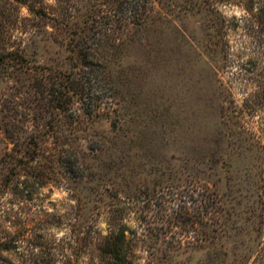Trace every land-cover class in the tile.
<instances>
[{"label":"rangeland","instance_id":"rangeland-1","mask_svg":"<svg viewBox=\"0 0 264 264\" xmlns=\"http://www.w3.org/2000/svg\"><path fill=\"white\" fill-rule=\"evenodd\" d=\"M68 72L90 80L72 110L37 82ZM121 228L132 264H264V0H0V264H108Z\"/></svg>","mask_w":264,"mask_h":264},{"label":"trees","instance_id":"trees-1","mask_svg":"<svg viewBox=\"0 0 264 264\" xmlns=\"http://www.w3.org/2000/svg\"><path fill=\"white\" fill-rule=\"evenodd\" d=\"M139 7L137 6V3L135 6H133L131 10V15L136 16L138 12ZM136 25H140L141 22L135 23ZM74 47H79L77 50V60L75 63L79 64L82 68L84 67V74L85 73H90L85 70H92V64L89 60V52L87 49L83 46H80L79 41H77L74 44ZM4 55H2V59ZM50 72V71H49ZM48 72V73H49ZM83 74V75H84ZM81 76V77H76L73 72H68L67 74H63V82L62 79L58 80L60 76H58L56 73L54 74H42L39 78H37L38 85L40 86H49L48 92L52 94V100L54 102H61L64 104L65 108L72 110V104L74 101V96H78V99H81L82 96L88 93V84H89V79L88 75L86 76ZM80 96H79V95ZM98 105L93 103L92 101L82 102L81 110L85 113L88 114V116L91 114L98 115ZM108 120H110L111 124L113 127L116 126V119L115 118H110L109 116H105ZM98 141L102 142L104 144L105 140L100 138ZM73 149L70 150L69 154L71 157V161L68 159L67 163H69V170L68 172L70 175L73 177H79L81 180H88L89 176L91 177L90 174L84 173V171L80 170V162L85 160L86 158L81 155V152L75 148L72 147ZM89 149H94L93 147H89ZM98 149V148H95ZM220 155L218 150L215 148L214 150H209L206 153H204L203 159L199 160L198 163L202 164L204 170L206 171H212L215 169L217 166L216 161L217 156ZM184 171H188L187 166H182ZM205 175V174H204ZM203 175V176H204ZM205 181L204 187L203 185L199 186L200 189L202 190L201 192L199 191L198 194H208L207 196H210V202H206L205 204L202 205V209L199 212L197 218V222L204 227L207 230L210 231H216L218 228L219 230H222L223 227L227 225L229 222V218L232 216L231 211H229L228 205V200L224 199L222 196L225 193L219 192V190H216V184L210 182L208 178H203ZM128 180H124L122 183H125L126 186L128 187L127 184ZM209 183L212 184V189L209 186ZM125 186V187H126ZM214 186V187H213ZM122 187V186H121ZM126 187V188H127ZM225 190H230L231 186L230 184H225L224 185ZM122 189V188H121ZM118 190L117 195L118 196H123V198L126 199V194L125 190ZM124 189V187H123ZM193 192V191H192ZM134 194V193H133ZM193 194V193H190ZM217 195L218 197L215 198L212 195ZM227 198V197H226ZM228 199V198H227ZM203 211V212H202ZM208 215L210 218L209 221L204 220L203 216ZM206 225V226H205ZM125 233L124 230L121 228L119 229L114 235L108 236L104 238V244L101 247V251L104 253V255L109 256V260L107 261L108 264H132V261L130 259V256L127 252L126 248V239H125Z\"/></svg>","mask_w":264,"mask_h":264}]
</instances>
